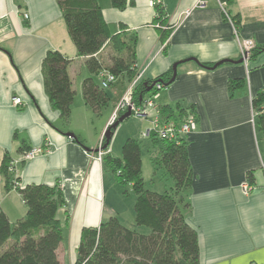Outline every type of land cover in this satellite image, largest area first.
<instances>
[{"label":"crops","instance_id":"1","mask_svg":"<svg viewBox=\"0 0 264 264\" xmlns=\"http://www.w3.org/2000/svg\"><path fill=\"white\" fill-rule=\"evenodd\" d=\"M156 6L169 26L165 41L161 31L166 28L154 22ZM227 13L239 16V27ZM102 15L113 34L125 31L137 38L135 77L130 81L123 75L122 84L105 89L111 98L105 107L113 105L105 117L83 99L81 84L91 74L85 58L77 56L56 0H0V165L6 154L22 160V146L47 148L18 164L16 172L21 187L59 185L62 190L66 206L59 217L64 220L67 212L69 221L57 251L61 264L76 263L85 228L116 217L136 229V197H126L115 175L92 154L127 89L173 71L175 64L176 78L159 92L157 104L170 108L178 122L190 115L197 122L184 137L192 167L186 193L190 208L184 212L198 233L200 264H264V135L252 105L264 90V0H128L123 9L106 2ZM238 39L252 40L260 52L233 63L241 59ZM50 50L72 60L68 72L76 98L67 121L44 87L42 63ZM239 80L242 85L230 91V82ZM15 96L22 106L12 105ZM90 127L99 135L97 142L88 135ZM141 134L134 127L126 138ZM113 148L111 155L118 157ZM249 172L254 189L244 194ZM0 208L11 222L27 213L20 193L5 190L1 174Z\"/></svg>","mask_w":264,"mask_h":264},{"label":"trees","instance_id":"2","mask_svg":"<svg viewBox=\"0 0 264 264\" xmlns=\"http://www.w3.org/2000/svg\"><path fill=\"white\" fill-rule=\"evenodd\" d=\"M65 21L68 34L76 47L77 56L84 57V64L91 74L82 81L83 99L95 114L111 102L105 89L97 81L101 70H107L116 77L115 84H122L121 77L130 81L135 77L136 43L135 35L125 31L113 34L103 18V6L123 9L128 0H56ZM159 17L154 19L166 28L161 31L165 41L169 34L167 19L156 6ZM235 26L239 27L238 15L227 13ZM110 47L113 51L110 62L104 61L103 52ZM261 49L253 50V57ZM72 60L59 51L47 52L42 63V75L46 94L52 106L60 112L62 119L69 120L76 91L68 72ZM203 66V65H202ZM207 67V66H203ZM173 71L139 83L133 88L132 98L137 106L155 92V85L168 86ZM114 84V85H115ZM242 85V81H231L230 91ZM150 92L147 88L151 87ZM126 87L120 88L124 93ZM257 115L260 131L264 135V90L257 93L252 101ZM161 115L166 121L178 122L170 108L160 107ZM125 112H120L117 120ZM116 120V121H117ZM115 121V123H116ZM183 121V120H182ZM181 121V122H182ZM114 123V124H115ZM109 126L108 142H103L109 149L116 128ZM154 144H162L159 157L152 159L154 165L161 166L173 179L172 190L159 193L145 186L142 176V151L139 140L128 138L121 150L120 157L109 152L102 164L110 170L121 185H130L136 197L135 227L150 229L149 234L139 233L134 228L123 225L118 218L111 217L99 227L85 228L82 231L75 264H200L198 233L185 217V210L190 208L186 193L192 183V167L184 138L165 141L151 134ZM78 142L82 145L81 141ZM29 148L22 146L23 155ZM8 154L0 165V174L6 191L17 190L27 208L24 217L11 222L0 208V264H61L58 248L63 241V230L68 225L69 215L64 213V220L59 212L66 206V201L59 185L30 184L20 186V178L11 165ZM247 182L253 186V173L249 172ZM124 191V194H127Z\"/></svg>","mask_w":264,"mask_h":264},{"label":"built area","instance_id":"3","mask_svg":"<svg viewBox=\"0 0 264 264\" xmlns=\"http://www.w3.org/2000/svg\"><path fill=\"white\" fill-rule=\"evenodd\" d=\"M226 16L230 21H232L227 14ZM25 17L27 18L28 14H25ZM235 32L237 36V31ZM239 44L241 59H243L245 63L251 57L252 52L255 48V44L252 40H239ZM98 78L100 80V87L102 89H107L116 82V77L107 70H101L98 74ZM162 89H164L162 84H156V91L151 93V95L145 100L142 106H137L132 98L133 86L129 87L120 101L116 104L114 113L107 128L115 123L120 112H127L128 110H130L132 116L140 119H149L151 121L152 127L146 132V136L154 134L159 140L171 141L179 138H184L190 132L196 130L197 122L193 115H190L180 123H175L172 120L166 121L165 119H163L160 107L157 104L159 92ZM12 105L15 107L22 106L23 101L21 98L15 96L12 98ZM103 139L104 135L101 137L97 152L92 154V158L100 163L102 162L103 157L110 152L109 149L104 148ZM46 149L47 148H45V146L31 148L23 155L22 160H13L11 161V165L16 170V166L18 164L34 159L36 156L46 152ZM253 189V186H251L247 181L242 185V191L244 194H249Z\"/></svg>","mask_w":264,"mask_h":264},{"label":"rangeland","instance_id":"4","mask_svg":"<svg viewBox=\"0 0 264 264\" xmlns=\"http://www.w3.org/2000/svg\"><path fill=\"white\" fill-rule=\"evenodd\" d=\"M228 17H229V15H228ZM112 53H113V51L110 47L106 48L103 52L104 61L107 64L110 62V58H111ZM83 77H85V76H83ZM75 98H76V96H75ZM112 109H113L112 104L109 105L108 107H103L102 108L103 117H105L107 113L111 112ZM100 118H102V117H99V116L97 118L94 117V120L96 122H99ZM139 126H140V128H138ZM134 127H136L137 131H138V129H140V131H142V134L137 137V140H139V142H140L141 151H142L143 177H144L146 188L150 189V190L157 189V190L162 191V192L163 191H170L171 188L174 187V185H175L173 179H171V177L169 176V174L165 171V169L163 167H161V166L157 167L152 162V159L159 157V149H157V145L154 144L153 137H150V136L147 137V136H144V134H143V133H145V131L148 128L150 129L152 127V124L149 121H140V120H138V118L131 116L128 119H126V122L120 123L114 131V134H113V137L111 140L112 145H110L109 148L114 147L113 148L114 155H117L118 157L121 156V148H122L123 142H125V139H127L126 137H128L127 135L132 132V129ZM91 128H93V127H90V131L88 132V135H89V137H91L92 141L97 142L100 139L99 135L97 134V132L94 131V129H91ZM160 145H162V144H160ZM13 160H18V159H13ZM111 175H112V173H111ZM118 186L120 188H122L123 192L127 190L128 196L126 194H124L126 197L135 196L130 185H121L119 183ZM135 228L140 229V230L137 229L139 233H142V234H149L150 233V229H148L146 227H135Z\"/></svg>","mask_w":264,"mask_h":264},{"label":"water","instance_id":"5","mask_svg":"<svg viewBox=\"0 0 264 264\" xmlns=\"http://www.w3.org/2000/svg\"><path fill=\"white\" fill-rule=\"evenodd\" d=\"M226 62H233V61H230V60H226ZM223 62H220L219 64H222ZM233 63H237V64H241V63H244V60L243 59H240L238 60L237 62H233ZM217 64V65H219ZM216 65V66H217ZM176 69H177V64H175L173 66V77H172V80L171 82H173L176 78ZM152 89V86L147 88V92H150ZM132 113L130 110H128L127 112H125L117 121L116 123L114 124L113 128H116L120 123L124 122L126 119H128L129 117H131ZM67 136L69 137H74V134L72 133H67ZM104 136L106 137L107 141L109 142L110 141V138H111V135H110V132H105ZM104 148H106V146H104ZM97 152V150L95 151Z\"/></svg>","mask_w":264,"mask_h":264}]
</instances>
